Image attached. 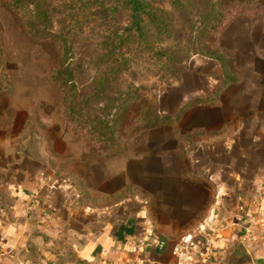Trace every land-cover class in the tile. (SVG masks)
<instances>
[{
  "label": "rangeland",
  "instance_id": "rangeland-1",
  "mask_svg": "<svg viewBox=\"0 0 264 264\" xmlns=\"http://www.w3.org/2000/svg\"><path fill=\"white\" fill-rule=\"evenodd\" d=\"M203 1L181 0L179 9L169 0H148L173 18L179 15L182 23H177L176 29L182 31L186 26L185 35L192 36L184 38L174 56L156 50L143 58L146 64L137 66L135 76L129 71L123 76L133 87L144 85L148 100L161 113H174L192 98L212 96L225 81L220 95L209 107H196L180 120L152 129H143L130 116L122 129L126 151L106 158L103 148L62 118L61 94L50 78L52 45L33 42L5 0H0V164L19 165L14 158L25 160L19 150L27 149L34 159L48 160L58 179L71 177L78 208L90 206L84 205L90 202L93 207L102 194L103 211L111 204L133 205L135 200L146 199L148 218L161 231L181 240L179 248L187 244L188 237L200 236L199 223L211 202L206 199L208 193H218L220 182L233 185L237 168L225 167L230 161L227 153L231 152L232 158L244 145L252 152L250 164H264V6L256 2L224 6L226 19L209 36L223 53L222 66L196 49L197 11L205 6ZM70 5L60 7L68 18ZM86 9L73 16L81 24L76 31L79 41L90 33L86 28L90 11ZM98 13L102 18L95 35L98 47L109 32L126 33L127 14L114 10ZM185 14L194 20L189 26L181 17ZM160 43L166 45L164 40ZM88 53L76 57L86 60ZM80 75L76 73L78 82L87 79ZM213 160L221 165L212 166ZM213 173L215 178L210 181Z\"/></svg>",
  "mask_w": 264,
  "mask_h": 264
},
{
  "label": "crops",
  "instance_id": "crops-1",
  "mask_svg": "<svg viewBox=\"0 0 264 264\" xmlns=\"http://www.w3.org/2000/svg\"><path fill=\"white\" fill-rule=\"evenodd\" d=\"M19 151L25 158H14L19 165L0 164V264H264V164H250L244 145L232 158L227 153L225 167L237 168L233 185L220 182L218 193H208L201 235L188 237L185 250L148 218L149 200L103 211L102 194L93 207L78 208L70 176L58 179L48 160ZM139 238L145 240L141 249Z\"/></svg>",
  "mask_w": 264,
  "mask_h": 264
},
{
  "label": "trees",
  "instance_id": "trees-1",
  "mask_svg": "<svg viewBox=\"0 0 264 264\" xmlns=\"http://www.w3.org/2000/svg\"><path fill=\"white\" fill-rule=\"evenodd\" d=\"M170 4L182 8L181 0H169ZM76 2H82L76 5ZM205 6L199 9L198 27L194 35L196 49L204 56L216 58L224 66L222 52L215 48L209 39L210 33L226 19L222 12L225 5L256 2L264 6V0H204ZM7 9L18 19L22 31L35 43L52 45L54 61L50 78L61 94V115L66 123L83 131L91 141L106 151V158L123 154L127 145L122 139L123 126L130 116L143 129L180 120L183 114L196 107L205 108L214 104L224 86L214 94L190 99L185 106L174 113H161L148 100L145 86L133 87L123 76L129 71L135 76L137 66L145 65L149 53L160 50L162 55L174 56L181 49L187 36L186 26L176 29L182 23L179 15L173 18L167 10L154 6L148 0H5ZM70 5L71 18L62 14L60 7ZM87 7L86 28L90 33L81 41L76 39L79 21L73 16ZM100 10L121 11L127 14L124 32H109L100 47L95 41L96 28L102 20ZM185 25H191L186 14L181 16ZM192 28V26H191ZM188 34V33H187ZM164 40L166 45L160 42ZM209 41L210 45L207 42ZM81 42L82 45L77 43ZM90 45L92 48L90 49ZM84 49V51H80ZM78 52V53H77ZM88 53V58L77 59L76 54ZM86 52V53H85ZM219 53V54H217ZM2 41L0 40V57ZM142 58V60H141ZM170 58V57H168ZM84 60V61H83ZM76 61V62H75ZM75 62V63H74ZM2 69V60L0 61ZM3 69L6 70L3 66ZM84 74L87 79L77 81ZM91 72V74H90ZM138 78V77H137ZM79 79V80H80ZM109 91L111 93H109ZM174 116H176L174 118Z\"/></svg>",
  "mask_w": 264,
  "mask_h": 264
},
{
  "label": "built area",
  "instance_id": "built-area-1",
  "mask_svg": "<svg viewBox=\"0 0 264 264\" xmlns=\"http://www.w3.org/2000/svg\"><path fill=\"white\" fill-rule=\"evenodd\" d=\"M210 242H211V238H209V237H207V239H206V245H205V247H204V252L205 253H208V250L210 249ZM144 244H145V240L143 239V238H139L138 239V249H141V247H143L144 246ZM186 247H188V245H183L182 247H180L179 249H183V250H185V249H187ZM130 264H144V261L143 260H138V259H136L135 261H133V262H131Z\"/></svg>",
  "mask_w": 264,
  "mask_h": 264
}]
</instances>
